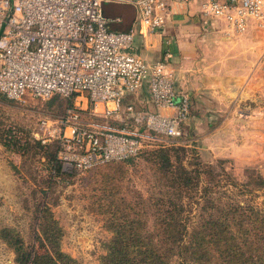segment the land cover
Returning <instances> with one entry per match:
<instances>
[{"label": "built area", "instance_id": "1", "mask_svg": "<svg viewBox=\"0 0 264 264\" xmlns=\"http://www.w3.org/2000/svg\"><path fill=\"white\" fill-rule=\"evenodd\" d=\"M108 1L116 0H0V92L14 100L74 98L56 119L42 120L48 136L36 134L42 143L61 145L63 170L136 154L147 136L142 130L181 136L190 117V93L176 87L174 68L128 50L135 26L111 28L102 10ZM172 1L188 0H134L139 21L150 30L161 26ZM200 11L233 32H243L251 21L264 27V0H203ZM143 85L153 108L124 102ZM84 109L120 124L84 120ZM128 120L141 129L130 128Z\"/></svg>", "mask_w": 264, "mask_h": 264}, {"label": "rangeland", "instance_id": "2", "mask_svg": "<svg viewBox=\"0 0 264 264\" xmlns=\"http://www.w3.org/2000/svg\"><path fill=\"white\" fill-rule=\"evenodd\" d=\"M257 87L255 97L241 105L242 108L250 105L253 111L249 114L242 112L240 120L235 122L238 124L233 123L231 127L229 139L226 137L220 146L216 138L221 133L214 132L220 127V124L216 126L220 118L198 113V116L192 117L195 123L191 122V117L187 120L181 136L166 137L151 130H142L147 136L136 154L96 164L87 170L73 169L69 174L60 176L53 175L50 167V154L55 153L54 143L38 144L36 134L39 137L48 136L42 127V120L56 119L74 98L54 94L49 98L27 96L24 100H14L0 92V228H14L28 249L33 245L42 251L44 247L38 234L42 237L40 228L50 220L43 215L47 207L62 231L60 248L73 256L78 264H99L100 255L105 253V243L112 235L110 218H114V212L119 210L115 215L129 213V207L136 211L139 207L137 201L147 199L158 189L159 169L152 153L156 147H178L177 153L188 167L200 161L202 164H216L221 171L223 165L239 183L257 174L264 178V143L262 146L261 136L255 133L261 130L264 138V81ZM142 98L147 99L146 96ZM137 99L129 97L125 101L134 100L139 106L141 102ZM82 119L107 126L120 124V120L91 114L85 109ZM128 124L132 129H141L129 120ZM6 134H14L16 140L24 141V150L6 147L2 143ZM241 138L249 141L247 144H257L258 148H254L251 157L248 150L234 148L235 145L240 146ZM219 147L226 153H218ZM228 188L233 190L236 198L248 199L264 211V186L258 188L251 184ZM223 190L220 187V191ZM190 213L193 216L189 223L197 214L195 204ZM134 215L129 213V216ZM151 223L150 217L148 224ZM0 264H18L13 248L1 235ZM171 264H177V260L172 258Z\"/></svg>", "mask_w": 264, "mask_h": 264}, {"label": "trees", "instance_id": "3", "mask_svg": "<svg viewBox=\"0 0 264 264\" xmlns=\"http://www.w3.org/2000/svg\"><path fill=\"white\" fill-rule=\"evenodd\" d=\"M6 135L2 139L6 147L24 150V141L16 140L14 134ZM54 146L55 153L50 154L52 174H69L71 171L62 169L57 156L61 145ZM178 149L162 145L153 150V161L159 169L158 189L147 199H139L136 211L128 208L134 216L128 211L119 215H115L119 210L114 212V218H110L112 235L99 264H171L172 258L177 264H264V211L248 199L236 198L228 188L251 184L263 187L264 178L257 174L239 183L223 165L221 171L216 164L200 161L188 167ZM220 187L224 188L222 192ZM193 204L197 214L189 223ZM43 215L50 220L40 228L42 237L38 234L42 251L33 245L28 249L14 228H0L1 237L15 252L16 262L78 264L60 248L62 231L47 207Z\"/></svg>", "mask_w": 264, "mask_h": 264}, {"label": "crops", "instance_id": "4", "mask_svg": "<svg viewBox=\"0 0 264 264\" xmlns=\"http://www.w3.org/2000/svg\"><path fill=\"white\" fill-rule=\"evenodd\" d=\"M202 1L170 2L164 23L152 30L139 21L134 0L104 2L102 10L113 29L135 26L128 48L131 53L149 61L165 59L174 68L176 87L190 93L191 122L195 123L192 117L198 113L220 118L216 124L220 127L214 131L221 133L216 138L220 146L226 137L229 139L231 127L240 120L242 112L253 111L250 105H241L255 97L257 84L264 81V27L251 21L243 32H233L223 20L203 15ZM129 97L153 108L147 85L126 96L124 102ZM255 133L261 136L263 146V132ZM241 141L234 148L248 150L251 157L257 144H247L249 141L244 138ZM217 149L218 153H226L220 147Z\"/></svg>", "mask_w": 264, "mask_h": 264}]
</instances>
